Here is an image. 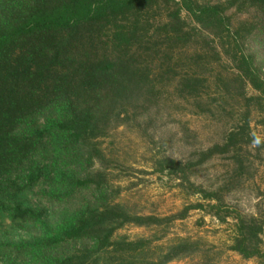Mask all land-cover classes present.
Instances as JSON below:
<instances>
[{
  "label": "trees",
  "instance_id": "obj_1",
  "mask_svg": "<svg viewBox=\"0 0 264 264\" xmlns=\"http://www.w3.org/2000/svg\"><path fill=\"white\" fill-rule=\"evenodd\" d=\"M252 42L264 48V0H0V263L207 260L199 240H163L192 210L209 208L227 222L226 196L258 172L252 154L264 150V75ZM174 111L203 116L221 133L204 146ZM166 118L197 148L188 159L165 155L153 166L207 203L144 213L119 200L124 168L103 144L121 128L140 131ZM220 159L223 183H198ZM80 160L101 167L81 175ZM34 191L36 203L28 198ZM85 191L95 203L78 201ZM233 216L229 248L264 264V208ZM129 225L152 234H120ZM6 227L32 237L13 242ZM73 241L82 246L54 254Z\"/></svg>",
  "mask_w": 264,
  "mask_h": 264
},
{
  "label": "rangeland",
  "instance_id": "obj_2",
  "mask_svg": "<svg viewBox=\"0 0 264 264\" xmlns=\"http://www.w3.org/2000/svg\"><path fill=\"white\" fill-rule=\"evenodd\" d=\"M252 49L256 52V63L264 75V48L255 42L251 43ZM174 117L178 120L186 121L189 126L196 130L200 136V143L208 146L211 141L218 138L221 133V126L213 123L203 116H193L192 114L181 115L179 111H174ZM255 134H261V128L252 124ZM261 136V135H260ZM106 154L114 156L122 164L123 171L116 185H120L121 194L119 200L132 205L136 210L144 213H154L159 215H172L185 206L193 203H204L200 195L189 196L186 191L179 186V180L169 175L156 172L154 160L162 156H170L178 159H188L196 149L195 146L185 144L180 132L178 122L170 119L157 120L149 127L143 126L140 131L132 128H121L114 137L104 142ZM252 158L256 162L258 172L252 180H249L244 189L229 193L225 198V209L220 210L221 215H227V211L232 216L227 218V222H222L213 216L209 208L192 210L184 220L174 223L171 232L163 240L165 245L180 238H191L199 240L206 250H208L207 260L201 256H192L174 261L170 264H258L256 260H244L238 253L229 247L235 234V219L237 212L254 214L259 207L264 208V150L258 151L253 148ZM226 163L222 159L211 162L197 177V182L205 187L216 186L223 183L226 177ZM76 170L82 175L85 172L93 171L101 167V163L95 161L94 166L88 167L83 160L75 164ZM38 190V188H36ZM34 203L42 200L37 192L28 195ZM78 201L95 203L92 191H85L78 195ZM45 201V200H44ZM46 201L42 202V205ZM50 206V205H46ZM9 232L8 239L13 242H20L32 237L31 233L18 229ZM120 234L128 235L130 238L149 236L151 230L138 228L129 225L120 231ZM264 239V233L262 235ZM82 246L80 242H68L56 249L54 254L63 255L73 252ZM1 264V263H0Z\"/></svg>",
  "mask_w": 264,
  "mask_h": 264
}]
</instances>
